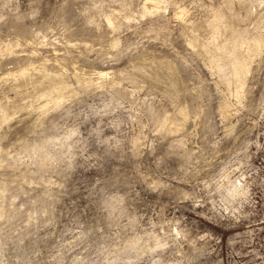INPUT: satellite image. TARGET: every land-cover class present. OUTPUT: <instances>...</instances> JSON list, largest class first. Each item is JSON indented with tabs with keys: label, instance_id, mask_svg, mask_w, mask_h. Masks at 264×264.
<instances>
[{
	"label": "rangeland",
	"instance_id": "1",
	"mask_svg": "<svg viewBox=\"0 0 264 264\" xmlns=\"http://www.w3.org/2000/svg\"><path fill=\"white\" fill-rule=\"evenodd\" d=\"M0 264H264V0H0Z\"/></svg>",
	"mask_w": 264,
	"mask_h": 264
}]
</instances>
